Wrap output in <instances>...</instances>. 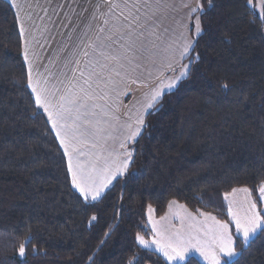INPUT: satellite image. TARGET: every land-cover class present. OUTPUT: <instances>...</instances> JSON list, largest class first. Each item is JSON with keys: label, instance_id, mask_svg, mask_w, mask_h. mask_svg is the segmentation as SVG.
<instances>
[{"label": "trees", "instance_id": "trees-1", "mask_svg": "<svg viewBox=\"0 0 264 264\" xmlns=\"http://www.w3.org/2000/svg\"><path fill=\"white\" fill-rule=\"evenodd\" d=\"M254 1L199 0L187 77L146 114L125 173L85 200L35 105L16 17L0 0V264H167L137 243L151 235L148 207L161 218L176 201L229 224L224 196L246 188L261 213L264 17ZM230 233L238 255L228 264H264V232L247 244Z\"/></svg>", "mask_w": 264, "mask_h": 264}, {"label": "crops", "instance_id": "crops-1", "mask_svg": "<svg viewBox=\"0 0 264 264\" xmlns=\"http://www.w3.org/2000/svg\"><path fill=\"white\" fill-rule=\"evenodd\" d=\"M5 1L10 4L16 17L28 88L37 109L48 122L63 153L64 148L57 139L56 130L49 121L48 112L36 104L37 93H42L46 97L47 102L54 106L51 109L53 111L58 110L62 103L66 105L67 100L71 99L74 94L82 95L80 89L87 88L84 81L89 73L93 70L100 71L95 61L100 60L102 63H107L99 53L103 51L108 56L125 53L126 47L131 43L128 33L132 32V39L136 40V45L132 52L126 54L130 57L135 55L136 63L141 67L137 68L134 73H129V79L124 82L103 89V92H107L106 99L95 101L97 104L105 105L110 115L105 116L99 108H96L92 109L96 116L90 117L91 119L99 118L101 121L108 120L109 124L114 126V130L107 129L99 138V147L96 148L93 147V143L97 142L94 137L77 135L73 141L74 145L85 152V155L80 157L82 160L87 161L92 158L88 153H100L102 157L108 159L109 163L123 161L124 154L131 152L129 145L139 135L131 140L126 139L132 129L122 126L131 123L134 129L137 116L143 112L145 119L146 114L152 109H145V105L149 102L153 92L162 88L163 96L173 90L176 86L168 89L163 85L185 71L184 65L192 50L194 40L199 35L196 33V19L199 11L196 13L191 11L197 6L199 0H161L159 6L156 0H147L146 3L145 0H135V7L133 0H127V2L126 0ZM184 4L187 6H183ZM252 6L260 17H264V0H255ZM22 29L23 34H21ZM138 33H143L140 39H137ZM108 36H111L112 40L106 39ZM121 36L124 38L122 39ZM189 43L191 47L187 54L181 56L180 52ZM101 44L105 45L103 49L99 47ZM136 48H139V51H136ZM25 50L28 54L27 60L24 55ZM169 63H171V68L167 67ZM81 71L84 72L83 76ZM187 71H189V65ZM112 78L120 81V77L113 75ZM29 79H31L32 86L36 88V92L29 87ZM95 79L96 77H93V81ZM132 80H137V82L133 83ZM181 80L177 81L176 85ZM102 88V84L97 86L93 83V89L101 95H103ZM87 103L91 105L93 101H87ZM107 132H111V136L105 139ZM84 140L88 142L85 143ZM121 143L124 147H121ZM65 157L68 164V157ZM113 171H115V166H113ZM121 176L118 174L113 176L111 183L107 184L100 196ZM244 189L246 188L234 190L242 191L240 193L244 196L247 194L250 196L248 189L243 191ZM233 191L224 196L226 205L227 197ZM258 197L261 203L260 214L264 215L260 191H258ZM172 202L170 201L168 207ZM174 206L178 207L177 204ZM234 232H236L235 229ZM237 255L238 253L235 256ZM225 261L228 260L224 259L221 264Z\"/></svg>", "mask_w": 264, "mask_h": 264}, {"label": "snow or ice", "instance_id": "snow-or-ice-1", "mask_svg": "<svg viewBox=\"0 0 264 264\" xmlns=\"http://www.w3.org/2000/svg\"><path fill=\"white\" fill-rule=\"evenodd\" d=\"M146 2L147 0H145V3ZM160 2L161 0H156L158 6ZM248 2L251 4L252 0H248ZM211 5L212 0H208V6L210 7ZM133 6H136L135 0H133ZM183 6L186 7L187 4H184ZM191 11L193 13L198 11L203 12L204 9L198 2L197 6L192 8ZM201 30L200 17L197 16L196 33L199 34ZM21 34H23V29L21 30ZM142 36L143 33H138L137 39H140ZM121 38L123 39L124 37L121 36ZM106 39L112 40V37L108 36ZM128 39L131 43L128 44L125 53L123 54L108 56L103 51L99 53L107 63H102L100 60H96L95 65L99 67L100 71L97 72L93 70L89 73L84 81L87 88L80 89L82 95L74 94L71 99L67 100L66 105L62 103L58 110H51L54 106L47 102L46 97L42 93H37L36 95L37 106L43 107L44 110L48 112L49 121L51 122L53 129L56 130L57 139L64 148V155L68 157L67 172L71 179V185L80 192L85 200H88L89 198L92 200L98 199L101 192L107 187V184L111 183L113 176L117 174L123 175L132 161L131 152H126L124 154L125 159L121 162L112 161L109 163L108 159L102 157L100 153H88L92 158L85 161L80 159V157L85 155V152L73 144V141L76 139L77 135H79L80 137L96 138L97 142L93 143V147H99L98 140L101 135L109 128L114 130V126L109 124L108 120L101 121L99 118L91 119L90 117L96 116V113L92 111V109L96 108H99L103 115H110L105 105L97 104L95 101L106 99L107 92H103V89L124 82L129 79V73H134L137 68L141 67L140 64L136 63L135 55L130 57L126 54L127 52H132L136 45V40L132 39L131 31L128 33ZM99 47L103 49L105 45L101 44ZM190 47L191 43L187 44L183 51L180 52V55H186ZM136 51H139V48H136ZM24 55L27 60V50H25ZM85 55H87V53H85ZM112 62H115V64H112ZM167 67L171 68V63H169ZM120 69H123V71H120ZM184 69L185 71H182L178 76L172 79L171 82L164 84L163 87L172 89L176 86L177 81L186 78L188 75V65H184ZM81 75H84L83 71H81ZM113 75L120 77V81L114 80L112 78ZM93 77H96L95 81H93ZM132 82L136 83L137 80H132ZM93 83L97 86H100L101 84L103 85V88L101 89L103 95L97 93L95 89H93ZM29 87H32L33 92L37 91L36 88L32 86L31 79H29ZM222 87L227 88L228 86L225 84L222 85ZM89 89L92 90L90 91ZM162 92V88L155 90L151 95L149 102L145 105V109L153 108L155 104L159 102ZM87 101H93V103L89 105ZM112 119H115V117H112ZM135 124L136 127L134 129L131 123L122 126L127 129H132L130 135H128L126 139H134L140 135L142 127L147 126L145 124L143 112L137 116ZM110 136L111 132H107V136L104 138L106 139ZM83 142L87 143L88 141L84 140ZM121 147H124L123 143H121ZM109 155H111V153H109ZM113 166H115V171H113ZM243 191H247V189H244ZM259 191L264 194V185L259 188ZM255 208L256 205L250 203L249 208L243 213V215L235 213L232 211L231 207L229 208L231 222L235 225L236 232L242 236L244 244H247L250 237L254 236L257 231L264 232V215L256 212ZM92 219L96 218L93 217ZM207 219L213 220L214 224L210 227L205 226V229L203 230V235L207 237L205 240H201L197 236L192 235L188 241H185L184 237L180 234H175V238H172L164 237L162 234L157 233L161 236V240H154L153 243L157 244V250L163 252L167 259L183 260L184 252L187 251L188 245L192 240H195L197 245L213 249L210 254L202 251V255H205V257L209 259L210 264H221V254L224 257L229 258L237 254L235 241L229 232L228 223L217 221L215 217H208ZM197 231L200 230L198 229ZM136 239L139 244L144 247L148 246L147 242L141 236L138 235ZM30 242V239L26 237L25 242L21 243L19 248V254L21 256L25 254L26 244ZM224 264H228V261H225Z\"/></svg>", "mask_w": 264, "mask_h": 264}, {"label": "rangeland", "instance_id": "rangeland-1", "mask_svg": "<svg viewBox=\"0 0 264 264\" xmlns=\"http://www.w3.org/2000/svg\"><path fill=\"white\" fill-rule=\"evenodd\" d=\"M185 65H190V61H186ZM236 190L233 191L232 194L228 195L227 197L226 206H227V214L229 218V224H228L229 232H230V225L231 226L233 225L232 227H234L233 229H235V225L231 222V217L229 215V208L231 207L233 212L243 215V213L249 208V204L253 203L249 194L245 195L247 196L245 197L244 194L240 193L242 191H236ZM261 198H262L263 212H264V194L262 193H261ZM174 204H177L178 207H175ZM167 208H169L168 210H166L167 213L165 212V214L161 218H156L154 216V212L151 207L147 208L146 211L147 225L148 228L150 229L151 235L148 239L142 237L147 242L148 244L147 247H144L143 245L139 244V242L137 241L138 245L143 249L156 252L157 254L162 256V258L167 262V264H183V261H185L188 257L191 256L197 258L202 264H210L209 259H207L205 255H202V251L210 254L213 251V249L204 248L201 245H197L195 240H192L191 243L188 245L187 251L184 252L183 260H169L167 259V257H165L163 252L157 250V244L153 243L154 240L155 241L161 240V236L158 235L157 233L162 234L164 237H172V238H175V234H180L181 236L184 237L185 241H188L190 236L192 235L197 236L201 240H205L207 239V237L203 235V230L205 229V226L210 227L214 224L213 220L207 219L208 217H215L214 215L209 213H202V212L193 213L189 211L186 207H184L182 204H179L175 201H173L171 205ZM255 211L258 212L257 207L255 208ZM198 229L200 231H197ZM236 234L243 242L242 236L239 233L235 232V235ZM235 257L236 256H232L230 258L224 257L221 254L220 260L221 263L224 259H227L228 262H230Z\"/></svg>", "mask_w": 264, "mask_h": 264}]
</instances>
